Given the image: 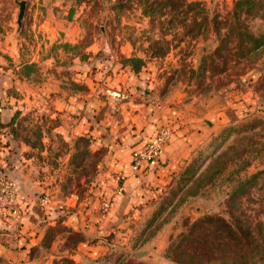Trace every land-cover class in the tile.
<instances>
[{"label":"rangeland","instance_id":"374dc122","mask_svg":"<svg viewBox=\"0 0 264 264\" xmlns=\"http://www.w3.org/2000/svg\"><path fill=\"white\" fill-rule=\"evenodd\" d=\"M25 1L17 30L19 4L0 0V178L15 190L0 264H264V0ZM127 79L133 100L177 109L154 131L204 135L145 198L92 209L136 127L113 106ZM72 94L97 104L72 114L98 133L59 125L73 117L54 96Z\"/></svg>","mask_w":264,"mask_h":264},{"label":"crops","instance_id":"0c3cea01","mask_svg":"<svg viewBox=\"0 0 264 264\" xmlns=\"http://www.w3.org/2000/svg\"><path fill=\"white\" fill-rule=\"evenodd\" d=\"M127 82L128 79L124 80L121 85L118 84L120 88L123 86L124 89L120 91V94L115 91V94L123 96H115L113 106L119 108L122 107L121 110L126 116V122H129L130 119L134 122L136 127L132 130V133H130V128L124 129L122 131V134L125 135L123 141L120 139L121 141H115L116 144L112 143V152L104 160V173L101 174L98 179L101 183V187L98 191L102 197L98 203H96V201L92 203V209L96 208L99 210V207L106 209L103 207L102 202L103 198H106V195H112L111 197L115 204L111 207L112 210H114L117 205L126 204V207H128L131 206L133 201L145 198L147 195L151 194L152 191L156 190L155 187H158L157 185L164 183L167 176L175 170L180 159L186 156L204 135L203 131H189L190 129L187 124H184L181 128L177 129H175L173 125V130L168 142L156 158L151 161H143L139 166L138 171L133 172L131 169L133 153L142 147V144L150 139L155 133L154 130L157 126V122L160 121L161 118H174L173 120L176 125L178 119L175 116L178 113L175 107H169V109L165 107L166 104H164L163 100H133L131 95L126 93L127 91L125 89L127 88ZM80 96L82 95L72 94L69 95L67 99L62 97L58 99L56 95L54 96V103H57L54 107L56 109L58 108L55 112L59 115L66 114L73 117L69 123L64 122L67 125L64 126V123L59 125L63 126L64 130L67 133L70 132V134L87 133L88 131L98 133L100 130H96V127L93 129L90 128L91 120L89 118L87 119V113L78 116L72 114L73 112H80L81 110H84L85 112L90 110L95 113L97 104H95L94 101L91 102L83 97L79 98ZM101 122H103V120H101ZM203 128H205V126H203ZM195 135L198 136L196 137ZM127 137L128 139H125ZM135 139L139 141L136 145L129 146L126 144V142L128 143L130 141L133 143ZM115 172H118L116 177H114ZM46 196L47 211L51 210L49 206L52 201L48 195ZM51 206L53 209V204H51ZM126 207L124 208L127 209ZM21 220L22 222H25L23 224L25 227H31L32 222L28 219L26 214L22 215Z\"/></svg>","mask_w":264,"mask_h":264},{"label":"built area","instance_id":"2783aa9c","mask_svg":"<svg viewBox=\"0 0 264 264\" xmlns=\"http://www.w3.org/2000/svg\"><path fill=\"white\" fill-rule=\"evenodd\" d=\"M173 127L169 124L160 125L155 133L148 139L142 147L137 149L132 156L131 169L133 172H137L139 166L143 161H151L160 153L165 144L168 142L172 133ZM0 200L3 207L15 206V190L8 179L0 178ZM47 198L42 199V203H45ZM109 201H103V207L107 208ZM15 209V208H11Z\"/></svg>","mask_w":264,"mask_h":264},{"label":"water","instance_id":"95a60500","mask_svg":"<svg viewBox=\"0 0 264 264\" xmlns=\"http://www.w3.org/2000/svg\"><path fill=\"white\" fill-rule=\"evenodd\" d=\"M18 4H19V9H18V13H17V30L20 29V26L22 24V17L24 14V9H25V5H26V1L25 0H15Z\"/></svg>","mask_w":264,"mask_h":264},{"label":"trees","instance_id":"16d2710c","mask_svg":"<svg viewBox=\"0 0 264 264\" xmlns=\"http://www.w3.org/2000/svg\"><path fill=\"white\" fill-rule=\"evenodd\" d=\"M132 66H135V65H132ZM197 247H200V245H199V244L196 245V246L192 249L191 253H189V256H191V257H195V258L198 257L199 250H198ZM172 260H174V261H176V262H178V263H182V264H193V263L190 262V261H186V262H185V261H180V259H177V257H172Z\"/></svg>","mask_w":264,"mask_h":264}]
</instances>
